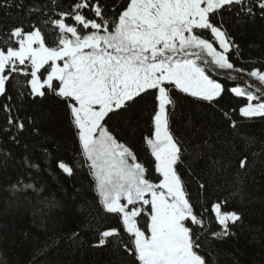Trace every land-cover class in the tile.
I'll list each match as a JSON object with an SVG mask.
<instances>
[{
	"label": "snow or ice",
	"instance_id": "obj_1",
	"mask_svg": "<svg viewBox=\"0 0 264 264\" xmlns=\"http://www.w3.org/2000/svg\"><path fill=\"white\" fill-rule=\"evenodd\" d=\"M258 21L264 0H0V204L35 197L79 222L27 264H81L87 249L106 264H241L225 246L264 178V139L240 126L264 121V89L213 76L264 86V56L250 63L233 31ZM42 106L63 138L26 114Z\"/></svg>",
	"mask_w": 264,
	"mask_h": 264
},
{
	"label": "trees",
	"instance_id": "obj_2",
	"mask_svg": "<svg viewBox=\"0 0 264 264\" xmlns=\"http://www.w3.org/2000/svg\"><path fill=\"white\" fill-rule=\"evenodd\" d=\"M236 42L243 49V55L247 58L252 57L250 63H254L259 57L264 56V21H258L255 25H250L246 28H234ZM239 65V62H237ZM249 67L250 64H245ZM212 75V73H209ZM225 76L215 74L213 78L218 81L228 84L240 83L224 81ZM197 111H200L197 109ZM43 113L40 117V127L44 134L63 138L66 135L65 121L62 118V113L50 110L47 106L27 109L28 115L33 113ZM25 113H21L24 115ZM220 113H216L217 123L221 122ZM5 126L4 113L0 112V129ZM240 133L249 137H257L264 139V121L255 120L251 122H243L240 126ZM10 141L7 136L0 132V148L10 147ZM136 149L140 152L141 159L145 158L139 141L135 142ZM229 180L231 175H229ZM79 179V178H78ZM259 184L255 187L249 184L246 189L251 197V203L241 205L245 208L244 223L236 229L238 236L234 238L226 249H239L241 264H260L261 252L264 251V178L257 177ZM48 183L52 186L55 192L56 181L49 178ZM231 185H227L223 190L213 191L215 196H227L231 191ZM193 195H196L195 187L192 188ZM58 195V194H57ZM201 199L203 197L201 196ZM231 204V200H230ZM34 212L36 213L34 215ZM75 215L63 214L59 209L53 210L51 213L47 209H41L36 204L35 197L32 198L31 204H26L24 207L12 210H3V205L0 204V254L9 262V264H27L32 252L42 246L54 232L67 235L71 230L78 228L79 222ZM260 237V239H253ZM91 239V237H89ZM64 247L62 245L60 258L65 259ZM81 264H106L110 259L108 253L103 249H87L85 254L76 258Z\"/></svg>",
	"mask_w": 264,
	"mask_h": 264
},
{
	"label": "rangeland",
	"instance_id": "obj_3",
	"mask_svg": "<svg viewBox=\"0 0 264 264\" xmlns=\"http://www.w3.org/2000/svg\"><path fill=\"white\" fill-rule=\"evenodd\" d=\"M218 75H222V76H227V75H238L235 73H225V72H218ZM241 81H243V83L245 84L247 83H251L253 85V88H262L264 89V86L260 85L259 82L255 81V80H251L249 77L247 76H240L239 78Z\"/></svg>",
	"mask_w": 264,
	"mask_h": 264
}]
</instances>
